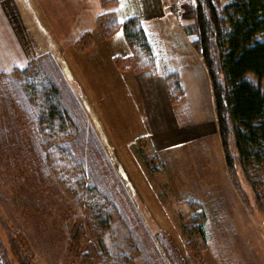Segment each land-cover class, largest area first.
Here are the masks:
<instances>
[{
  "label": "rangeland",
  "instance_id": "obj_1",
  "mask_svg": "<svg viewBox=\"0 0 264 264\" xmlns=\"http://www.w3.org/2000/svg\"><path fill=\"white\" fill-rule=\"evenodd\" d=\"M180 1L189 12L174 19L185 31L198 0ZM42 57L73 122L66 148L85 173V187L96 193L67 190L50 174L36 107L17 77L1 79L0 264H264V204L240 166L228 168L218 135L200 138L191 129L181 146L159 149L148 129L131 141L126 120L145 121L140 90L101 95L54 55ZM167 74L170 107L158 113L155 130L188 123L183 82L174 102ZM191 202L205 213V243L186 231L191 212L183 205ZM107 213L113 220L102 230L99 216Z\"/></svg>",
  "mask_w": 264,
  "mask_h": 264
},
{
  "label": "trees",
  "instance_id": "obj_2",
  "mask_svg": "<svg viewBox=\"0 0 264 264\" xmlns=\"http://www.w3.org/2000/svg\"><path fill=\"white\" fill-rule=\"evenodd\" d=\"M102 2L107 10L99 15L97 25L106 38L122 29L131 48L130 55L115 58L118 68L155 74L156 59L142 21L131 17L119 22L113 10L117 0ZM185 29L209 74L228 168L233 171L239 165L264 204V0H233L224 6L219 0H198L193 8V23ZM76 44L80 51L86 50L93 44L91 34H83ZM38 60H32L23 70L1 74L0 80L17 77L20 90L36 107L41 148L50 174L67 190L75 186L77 191L84 189L94 194L96 189L85 187V173L66 148L73 122L60 103L58 88ZM166 87L171 99L177 101L183 94L178 72L166 75ZM2 89L0 85V92ZM76 190L70 191L72 196H76ZM183 207L191 212L187 233L194 232V238L205 243V213L193 202ZM111 220L110 213L99 216L100 229L108 228ZM114 260L115 264H126Z\"/></svg>",
  "mask_w": 264,
  "mask_h": 264
},
{
  "label": "crops",
  "instance_id": "obj_3",
  "mask_svg": "<svg viewBox=\"0 0 264 264\" xmlns=\"http://www.w3.org/2000/svg\"><path fill=\"white\" fill-rule=\"evenodd\" d=\"M175 6L182 13L189 12L180 0H117L113 8L119 22L131 17L142 21L156 59L158 75L154 77L150 71L136 73L117 67L115 58L130 55L131 48L122 29L106 38L97 25L99 15L107 10L102 0H0V75L23 70L32 60L52 54L78 77L84 76L88 90L96 89L104 96L121 89L141 91L145 121L126 120L124 128L131 141L149 129L157 148L171 149L181 146V139L188 141L189 131L196 129L200 138L215 134L221 143L207 68L181 22L175 21ZM85 33L91 34L93 44L80 51L76 43ZM168 72L181 76L188 123L172 129L161 125L155 130L152 124L158 121V113L170 107L165 89ZM173 131L180 135L178 141L169 138Z\"/></svg>",
  "mask_w": 264,
  "mask_h": 264
},
{
  "label": "bare ground",
  "instance_id": "obj_4",
  "mask_svg": "<svg viewBox=\"0 0 264 264\" xmlns=\"http://www.w3.org/2000/svg\"><path fill=\"white\" fill-rule=\"evenodd\" d=\"M175 10H176V12H177L178 15H181L182 14L180 7L175 6Z\"/></svg>",
  "mask_w": 264,
  "mask_h": 264
}]
</instances>
